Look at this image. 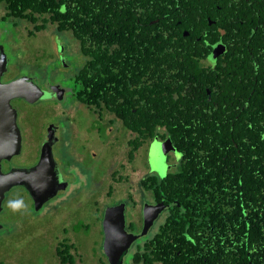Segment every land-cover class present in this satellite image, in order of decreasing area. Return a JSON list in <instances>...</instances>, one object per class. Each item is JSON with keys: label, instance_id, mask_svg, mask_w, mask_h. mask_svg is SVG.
Masks as SVG:
<instances>
[{"label": "trees", "instance_id": "16d2710c", "mask_svg": "<svg viewBox=\"0 0 264 264\" xmlns=\"http://www.w3.org/2000/svg\"><path fill=\"white\" fill-rule=\"evenodd\" d=\"M152 1L158 5L156 11L164 8L157 0L146 3ZM109 2L0 0L5 12L2 20L32 24L30 36L48 29L50 23L58 24L60 30L73 29L87 56L80 71L85 77L79 78L85 85L80 99L109 108L137 133L130 142L131 157L156 134L170 136L182 155L177 172L165 177L153 173L140 181L155 200L170 207L149 234L136 241L131 264H264V0H219L221 10L216 6L205 10L203 26L218 30L210 36L211 43L219 39L226 43L233 74L211 78L212 74L202 73L203 78L193 80L182 68L175 67L171 75L174 52L162 48L167 39L152 34L154 26L149 22L153 17L148 12L141 16L146 28L128 40L123 34L121 38L122 44L141 42L142 47H130L128 52L111 49L120 32L117 21L105 23L113 21ZM140 2L133 0L137 5ZM119 8L128 10V4ZM196 13L191 12L182 29L196 27ZM209 18L217 22L210 26ZM198 35L196 29L194 36ZM185 64L186 70L195 68L194 59ZM171 78L179 84L192 83L186 90L173 89L178 94L175 98ZM158 126L167 130L158 132ZM30 211H34L33 204ZM15 218V229L27 227ZM91 224L76 222L70 229L89 234ZM0 234V244L9 242L10 238L4 239L6 232ZM78 249L65 236L56 250L60 264H76ZM0 264L6 263L1 259Z\"/></svg>", "mask_w": 264, "mask_h": 264}, {"label": "flooded vegetation", "instance_id": "af4514ba", "mask_svg": "<svg viewBox=\"0 0 264 264\" xmlns=\"http://www.w3.org/2000/svg\"><path fill=\"white\" fill-rule=\"evenodd\" d=\"M140 1L141 2L138 5L136 3L134 4L133 0H128V1L127 0H123V1L110 0V2L108 3L109 8L110 7L114 8L108 13L109 17H111L113 21L110 22L109 20L108 22H105V23L108 24V23L117 21V25L119 29L118 31L120 32V34L114 39V43H112L111 49H113L114 51L118 49H122L124 50V52H128L127 49H129L130 47H136V48L142 47L143 43L141 42L134 43V44H127V43L122 44L123 42L121 38L123 34L126 36V39L128 40V38H130L135 33H139L141 28H146L144 27L145 24L141 22V16L148 12L147 14L153 17V19L149 22L150 26H154V28L151 30L152 34L158 35L159 37H163L162 38L163 40L167 39L166 44H164V46L162 45L163 46L162 48L164 49L169 48L170 50L174 52V55H173L174 63L172 66V71H170L171 75L175 74L173 71H174V68L177 67L180 70L182 68V71L184 72H187V71L190 72V75L188 76V74H186V76L187 78H192V80L193 78H203L201 76L202 73H205V75H208V73L212 74L211 78H230L232 77L233 67L227 63V61L229 60L227 59L228 48H227L226 43L221 39H219L218 41L214 43H211L212 37L210 36L217 34L218 30L217 32L216 31L214 32L212 29L205 28V26H203L204 24L203 16H204L205 10H209L211 9V7H215V6L218 7V9L220 10L222 9V7L218 3H216L219 0H157L159 3H161L162 6H164L162 10H157V11L155 9H157L158 5L155 6V4H157L155 1H152V3L151 2L146 3V1H151V0H140ZM186 2L189 4H186ZM126 3L128 4V10H120L119 7L121 6L125 7L127 5ZM144 3H145V6H144ZM197 5L200 6V12L196 13ZM145 7L147 9L146 11L144 10ZM129 8H131V10H129ZM254 9L257 10L258 6L255 7ZM193 10L197 15L196 24L198 26L195 25L196 27L193 26L192 29L191 28L182 29L184 26V23H186L187 21V17H190L189 15L191 14ZM155 12H158L157 17H155ZM255 14L258 15L257 11H255ZM135 18L137 19V21H135ZM216 22H217L216 20H212L209 18L210 26L215 24ZM49 28L52 29L50 32L51 34L53 35L56 34L57 36L60 35L62 37V40L64 41L62 44L55 43L58 53H56L55 56L52 57L51 62H53L52 64L54 65L53 66L54 70L51 73H49L52 75L48 76L46 74L44 76L43 74H41L38 76H34L31 74L23 73L22 71H20L19 73H14V72H11L12 67H10V65L8 64V69L2 77V81L9 82V81H12L14 79H17L23 76H29L33 78L36 83L40 84L46 91L44 97L33 104H37V103L39 104V103H42V101L50 102V103L56 101L55 104H62V103L64 104V102H66L65 104L66 107H64V110L62 112L64 113L65 116L69 115L71 117L74 116L72 113H70L72 110L75 109L73 105L74 106L76 105V109H80V111L82 110L84 111L86 109V111H89L90 113H92L93 116H90L91 118L90 126L93 125V132L96 134L98 133V136L101 137L105 141L104 143H107L108 145L112 146V148L115 149L116 151L114 153L113 158L110 160V167L107 172L112 170L111 175L114 178H117V180H120L119 182H123V180H126V177H127L126 175L122 173L121 171L122 169L125 170L127 169L128 165L133 166L139 163L142 165L144 169V174H145L144 177H146L149 174H153V173L158 176H161L160 171L154 169L152 165L153 161L154 162L157 161L156 148L154 150L153 148L155 144L164 142L169 138L173 142L172 138L168 135L165 138H161L160 134H156L152 139H147L146 141H144L142 145L139 147V149L137 150V152H135L134 157H131L130 142L133 139H136L138 137L137 133L125 127L123 121L120 118H118L114 113H112L109 110V108L107 109L103 106L98 107L94 105H89V104L84 103L80 99V94L82 93L84 86H85L83 80L79 79V78H85V77H82V75L80 74L81 73L80 71L83 65L85 64V62L87 61V56L84 55V53L82 52L81 39L75 35V33L73 32V29L71 28L60 30L58 28V24H54V23H50L48 26V29ZM196 29L200 33V35H198L197 37L194 36ZM208 29H210L211 32L208 31ZM1 32L2 30H0V38L2 37ZM220 32L222 35L227 34V31L224 28H221ZM181 33L183 36L182 38L180 37ZM235 34H236V38L238 39L242 38L241 34L240 35L239 33H235ZM193 39L195 41H193ZM3 45L2 47L4 48L5 53L8 55V51L6 47ZM182 50H186L188 54L182 53L181 52ZM126 55H128V53ZM231 56H234V55H231ZM193 59H194L195 68L191 71L186 70L185 68L187 66L185 62L188 60L192 61ZM8 61H10V58ZM228 66L230 68H228ZM160 72L163 75L165 73V72H162V70H160ZM144 79L147 80V78H144ZM192 80L186 81V82L183 81L182 84H179V83H176L174 78H171V81H169V86L171 88V92L173 93L174 97L177 98L178 94H176L177 91L175 92L172 91L173 89L186 90L187 88L191 86L190 83H192ZM156 81H158V79ZM152 82H150V84ZM162 87L163 86H161L160 88ZM207 92L211 93V90L208 88ZM154 94H157V90L155 91ZM57 99L59 101H57ZM19 100L23 101L25 104H30L25 99L19 98ZM16 102H17L16 99L12 100L13 106L17 108L18 110V124L21 128L22 135H23V150L20 156H24L26 154H35L37 156V160L34 163L23 164L24 166L23 165L21 166L20 164L14 161L15 157H13L11 161H7V160L3 161V167L5 171H8L13 167H31V166L36 165L40 159L42 145L48 140L49 136H52V139L55 140L56 142L55 145H56L59 142L58 134L59 132H61L60 124L55 119L49 120L50 118L49 113L52 112L51 108L53 107L51 104H49L50 106H48L45 110H43L40 113V115L33 116L31 114H28V112H26L25 109L21 107L18 108V106H16ZM69 104L71 107L67 106ZM203 111H206V109L203 108ZM21 120L23 121V124H24L23 127L20 125ZM50 127H51V131L49 130ZM28 129L30 130L29 134H27ZM157 129H158V132H162V133L163 131L167 130L165 126H158ZM121 145H124V147L128 146L126 152L124 153L125 151L124 150L122 153L126 157V162L122 164L120 162L118 163V160L116 159L120 155L119 150L121 151V149H123ZM24 146H26V149H24ZM173 146L174 148L170 150L167 154V164L169 167L167 169L165 176H167V174L170 172H177L182 162V155L179 152L178 148L175 146L174 142H173ZM140 158H142V161L144 160L145 163L142 162ZM115 167L117 168L115 169ZM59 177H60V181L62 185H64V188H62L61 191H59V193L62 191H66L67 193L72 186L69 184V181H70L69 176L67 173L59 171ZM96 181L99 182V179ZM17 189L22 190L21 192H19L21 193V195H18L17 201L19 200L21 201L22 199L26 200V197H28L31 200V203L34 205V200L32 196L30 195L29 191L25 187L19 186L15 189V191ZM23 190L27 192V195L25 194ZM11 192L12 190L9 193H7L4 203L8 199H10L9 197H11L10 196ZM111 194H112V190H111ZM56 197L57 198L62 197V195L58 194ZM151 198L152 199H150V201L149 200L143 201L142 208L140 209V212H138L136 217L132 215L129 209L130 207H132L131 205H134L133 201H136V199L134 197L133 198H130V197L122 198V199H127L129 201V202L126 201V213L127 211L129 212V218L126 215L127 229L129 231H134L133 229L134 227H132L133 225H136L138 227V230L134 232L141 231L142 226H143V221H144V217H143L144 203L146 202H150L153 204L159 203V201L154 199L152 194H151ZM117 200H120V202H118L117 204L121 203V199H117ZM26 204H17V206L20 205V207H22L23 205H26V208L22 207L20 210L17 211V213L20 215V212L22 213L23 210H24L23 214L27 212V215L29 216L27 223L31 224L30 222H34L40 219V217L35 216V212L38 211L35 209V205H34V211L31 212L30 203L27 202ZM46 204L47 203H45L44 206L40 209H43ZM117 204H112V205L110 204V205L113 206ZM169 207L170 206L166 208H169ZM166 208L159 215L154 226L161 219H163V217H165L164 214H165ZM3 210H4V205H3ZM104 213H105V208H104L103 214L102 213L99 214V219L97 220V222L91 224L92 229L90 230V232H92V230L97 228L96 226L100 222V226H99L100 229L98 228L97 229L100 232V238H101L100 242L102 243L101 245L102 247H103V242H104V232H103V226H102ZM70 217L71 215H69L68 224L65 225L62 229V232L65 235L71 233L70 231L71 226H69V224L72 222V219H70ZM17 218L21 220L20 217H17ZM45 220H47V218ZM0 223L2 222L0 221ZM2 224L6 226L5 223H2ZM72 231L75 234V239L74 241L71 239V241L77 243V246L79 248L78 253L80 254L78 261H81L83 263L85 260V257H84V248H83L82 238L81 239L78 238L77 236L78 232H76L75 230H72ZM63 238H61L59 241H61ZM135 243L136 242L133 243V245L130 248L129 253L125 257L124 264H131L130 262L131 253L130 252ZM92 249H93V246H92ZM89 252H91V250H89ZM92 253H94V256L96 257V258L95 257L93 258H95V260L99 264H110L105 254H100L94 251H92Z\"/></svg>", "mask_w": 264, "mask_h": 264}, {"label": "rangeland", "instance_id": "374dc122", "mask_svg": "<svg viewBox=\"0 0 264 264\" xmlns=\"http://www.w3.org/2000/svg\"><path fill=\"white\" fill-rule=\"evenodd\" d=\"M2 6L0 4V30H2L0 45L4 44L3 46L8 51L9 65L12 67L11 72L19 73L22 71L34 76L41 74L51 76L52 74L49 73L54 70L53 62H51L52 57L58 53L55 43L62 44L64 42L62 37L51 34L52 29L50 28L38 32L36 36H30L29 29L33 28V25L22 20H17V22L13 19L2 20L1 17L5 13ZM15 23L18 26L15 27ZM16 100L18 108L25 109L28 114L33 116L40 115L43 110L50 106L49 104L53 106L52 112L49 113V120L55 119L61 126V132L58 134L59 142L54 147V155L59 171L68 174L69 184L72 186L67 193L66 191L59 193L62 197L53 198L47 202L43 209L36 211L35 216L40 217V219L31 222V224L27 223L29 219L27 212L23 214V210L20 215L17 213L22 207L26 208L27 202L32 205L31 200L26 197V200L15 201L17 196L21 195L19 192L22 190L17 189L15 191L16 188L12 189L11 197L4 203V210L0 214V221L6 225L0 230V233L4 231L6 232L4 239L10 238L9 242L0 244V261L2 259L6 264H60L56 255L59 240L65 236H69L73 241L75 239V234L71 229V233L67 235L62 232L63 227L68 224L69 215L72 219L69 226L76 222L93 224L99 219V214H103L104 208L120 202L117 199L128 198L132 195L137 201V206L131 205L132 207L129 209L132 215L136 217L142 208L143 201L152 199L151 194L140 185L141 179L145 176L140 163L133 166L127 164V169L121 170L127 176L123 182H119L120 180L111 175L112 170L107 172L110 167V160L116 151L112 146L104 143L105 141L98 136V133L93 132V125L90 126L92 113L86 109L85 112L80 111V109H76V105H73L75 109L70 113L74 116H65L62 111L66 107V102L55 104L56 101L51 103L42 101L39 104H25L19 98ZM57 101L59 100L57 99ZM20 125L24 126L22 120ZM29 132L28 129L27 134ZM121 146L123 149L119 150L120 155L116 159L118 163L122 164L126 162V157L122 153L124 150V153L126 152L128 146ZM20 155L15 156L14 161L21 166L34 163L37 160L35 154ZM140 159L142 161V158ZM142 162L145 163L144 160ZM98 179L99 182L96 181ZM23 191L27 195V192ZM122 200L129 202L127 199ZM17 204L26 205L20 207ZM126 215L129 218L128 211ZM15 216L20 217L21 220L17 217L15 219L23 224L27 223V227L15 229L13 227ZM46 218L47 220H45ZM29 226L32 229H29ZM99 226L100 222L96 227L100 229ZM97 228L92 230L90 235L77 233L78 238H82L83 246H85V260L83 263L78 261L77 264H99L95 260L94 253H92L94 251L104 254L100 242V232ZM5 245L7 248L4 247Z\"/></svg>", "mask_w": 264, "mask_h": 264}, {"label": "water", "instance_id": "95a60500", "mask_svg": "<svg viewBox=\"0 0 264 264\" xmlns=\"http://www.w3.org/2000/svg\"><path fill=\"white\" fill-rule=\"evenodd\" d=\"M8 55L0 45V213L3 210L7 193L19 186L25 187L34 200L35 209L39 210L45 203L55 198L64 188L59 177V168L54 155L55 140L49 136L42 145L38 163L31 167H13L4 170L3 161H11L23 150V135L18 124V110L12 104L14 99H25L35 103L45 95V89L29 76H23L9 82L2 77L8 69ZM51 131V127L49 128ZM157 161L153 168L164 177L167 169V154L174 148L167 139L154 145ZM170 205L164 202L156 204L146 202L143 205V226L140 232L127 229L126 202L108 206L102 222L104 232L103 251L110 264H124L131 246L138 239L149 234L159 215ZM4 225L0 223V230Z\"/></svg>", "mask_w": 264, "mask_h": 264}, {"label": "clouds", "instance_id": "9594fccd", "mask_svg": "<svg viewBox=\"0 0 264 264\" xmlns=\"http://www.w3.org/2000/svg\"><path fill=\"white\" fill-rule=\"evenodd\" d=\"M60 262V261H59Z\"/></svg>", "mask_w": 264, "mask_h": 264}]
</instances>
